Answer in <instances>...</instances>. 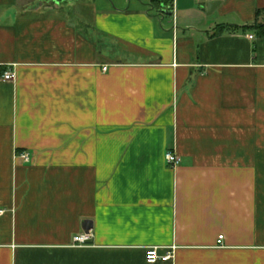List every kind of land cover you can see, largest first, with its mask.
<instances>
[{"label": "crops", "instance_id": "obj_1", "mask_svg": "<svg viewBox=\"0 0 264 264\" xmlns=\"http://www.w3.org/2000/svg\"><path fill=\"white\" fill-rule=\"evenodd\" d=\"M152 1L0 0V264H264V0Z\"/></svg>", "mask_w": 264, "mask_h": 264}, {"label": "built area", "instance_id": "obj_2", "mask_svg": "<svg viewBox=\"0 0 264 264\" xmlns=\"http://www.w3.org/2000/svg\"><path fill=\"white\" fill-rule=\"evenodd\" d=\"M249 39H252V36H249ZM105 70L106 68H103V71ZM14 77H15V74L12 71H7L3 74L2 80L4 82H10L14 80ZM16 158L25 164H28L30 162V156L28 153H19L16 155ZM165 162H166V165H168L171 168H174L175 166L179 164V158L176 155H174L172 152H167L165 155ZM3 214L4 212L0 210V216H2ZM87 239H88V236L83 235V236L74 237L73 241H74V244L81 246L86 243ZM222 239H223V236L218 237L217 239L218 247L222 246V242H221ZM173 250L174 248H171L170 250H166L164 254L161 255L159 254V249L157 247H149L145 251V261L147 264H155L161 260H165V261L170 260L172 259V256H173Z\"/></svg>", "mask_w": 264, "mask_h": 264}, {"label": "trees", "instance_id": "obj_3", "mask_svg": "<svg viewBox=\"0 0 264 264\" xmlns=\"http://www.w3.org/2000/svg\"><path fill=\"white\" fill-rule=\"evenodd\" d=\"M168 3L167 1H159V0H153L152 1V7L155 9H159V7L161 6V4H165ZM260 11L256 12V18L260 15ZM251 28L254 30L255 34L257 37H264V24H256L254 23ZM221 29H226L223 26L218 27V30Z\"/></svg>", "mask_w": 264, "mask_h": 264}, {"label": "water", "instance_id": "obj_4", "mask_svg": "<svg viewBox=\"0 0 264 264\" xmlns=\"http://www.w3.org/2000/svg\"><path fill=\"white\" fill-rule=\"evenodd\" d=\"M199 2H205L206 14H211L218 6H220V1H210V0H197ZM163 5H161L162 7ZM170 15H173L172 10L169 12ZM91 227L90 222L85 223V230H89Z\"/></svg>", "mask_w": 264, "mask_h": 264}]
</instances>
